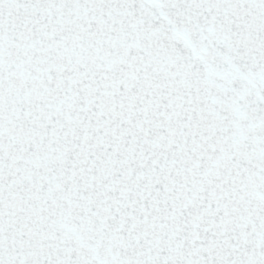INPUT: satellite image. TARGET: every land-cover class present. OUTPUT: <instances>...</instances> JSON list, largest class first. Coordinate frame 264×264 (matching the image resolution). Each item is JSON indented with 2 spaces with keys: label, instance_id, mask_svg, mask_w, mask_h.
I'll list each match as a JSON object with an SVG mask.
<instances>
[{
  "label": "snow or ice",
  "instance_id": "obj_1",
  "mask_svg": "<svg viewBox=\"0 0 264 264\" xmlns=\"http://www.w3.org/2000/svg\"><path fill=\"white\" fill-rule=\"evenodd\" d=\"M0 264H264V0H0Z\"/></svg>",
  "mask_w": 264,
  "mask_h": 264
}]
</instances>
